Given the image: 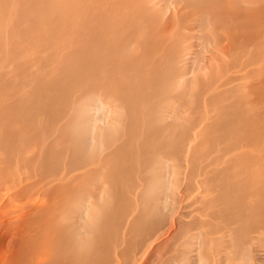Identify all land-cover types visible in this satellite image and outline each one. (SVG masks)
<instances>
[{"label":"bare ground","instance_id":"obj_1","mask_svg":"<svg viewBox=\"0 0 264 264\" xmlns=\"http://www.w3.org/2000/svg\"><path fill=\"white\" fill-rule=\"evenodd\" d=\"M245 1L0 0V193H54L12 264H264V80L183 77L254 57Z\"/></svg>","mask_w":264,"mask_h":264},{"label":"rangeland","instance_id":"obj_2","mask_svg":"<svg viewBox=\"0 0 264 264\" xmlns=\"http://www.w3.org/2000/svg\"><path fill=\"white\" fill-rule=\"evenodd\" d=\"M245 2H243L239 8L243 9L244 8L243 5ZM248 2H250L252 5H254L252 10H254L255 12H259L261 10L262 6L264 7V0H248ZM260 25L263 26V28H261V30H260L259 38L254 40V42H253L254 57L252 59H250V55L244 54L238 59V61L233 62L232 61L233 59H230L231 57L229 56V54L227 52L226 56L218 55V56H215L214 58H212L210 60L207 58L204 59L205 64L203 65V68L198 67L194 70V72H193V70L186 71L185 74L183 75V77H188L189 79H191V81L196 82V83L200 82L199 87H201L204 90L203 96L205 98L211 92L210 89L217 87V86H220V84L223 85V88H225V87L228 88V87H232V86L242 85L244 82L246 83V82L252 81V80H257V79L264 80V22H261ZM215 58L221 59L222 61H226V62L230 61L232 63V65L235 63H236V65H233V66L232 65L231 66L221 65L220 67H218V63H215L216 62ZM209 82H212V83L208 84ZM192 87H197V86L192 85ZM261 91H260V94L259 93L258 94L260 96H264V92H263L264 89H262ZM257 95L255 96L256 99H257ZM261 98H264V97H261ZM259 101L261 103V99ZM2 151H4V150H2ZM2 151L0 150V154H1L0 155V164H1L0 166L4 170L3 166L8 167L7 160L11 161L13 159L6 157L5 153H3ZM14 166H15V164H14ZM31 171L32 170H30L29 172H31ZM180 171L181 172L178 174L179 180H178L176 192L182 196V198H180V206H181V209H180L181 210V216L180 217L182 218L183 221H185V220L190 219L191 216L193 215V213L195 212V210H194L195 206H196L195 197L198 194L199 183L196 182L195 179L192 181H187L185 179L186 173H187V168H185L184 165H183V168H180ZM20 173L18 171L16 174L22 175V173L24 174L25 172L22 171ZM33 173L32 172L29 173L30 175L33 174L32 178L35 177V174H37V173H35V171H33ZM16 174H15V176H18ZM30 175H28V178H29L28 181H31ZM22 176H24V175H22ZM18 177H15V178H17L15 180H18L19 178H21V176L19 178ZM36 178L35 179L33 178V179L36 180ZM22 179H24L23 181H25V182H23V181L22 182L26 183L25 178H22ZM22 179H19V180L21 181ZM19 180L17 182L18 184L16 185V188L18 187V185L21 186ZM185 184H187V188L185 187ZM51 186H49L51 189L48 188V185L44 186V187L41 186V187H43V190L41 189V187H37V186L35 187V190H34L33 189L34 187H33L31 190L33 192V194H31L29 200H28V198L26 200V197H24L25 199L16 198V197L11 195V191H5L4 190L6 193H4V191H3V193H2L3 195L0 193V210H1L0 213L4 214V216L6 215L4 217V219H7L8 217L10 218L13 216V220L16 221V222H14L16 228L19 227V229H17L18 231H15L16 228L13 226L14 225V223H13L12 229L13 228L14 229L12 231L13 232L15 231L16 233H13L12 231H10L9 228H8V230H9L8 231L7 229L3 228V223L1 222V219H0V223H1L0 228L5 229V231H3V229H0V264H12L15 261L16 256L23 253L24 249H26L27 246H29V247L31 246L30 240L31 239L34 240L35 233H36L35 231L37 230V223L35 222L36 228H34V229H33V227H30L28 225H31V226L34 225L35 223L32 224L30 222L34 219L36 221L37 216H39V214H36L37 216L34 214V216H33L32 212L35 213L39 207L42 209L41 205H43L45 202H47V200H49L54 195ZM45 187H47V189ZM1 192H2V190H1ZM30 208H34V209L36 208V210H34V211L31 210L32 211L31 212ZM3 210H5V211H3ZM27 210H29L30 213H25V211H27ZM29 211H27V212H29ZM22 212H24L25 215H21V214H23ZM18 213H19L20 217H22V216L24 217L27 214L32 215V216L27 215V217L30 218V220H29L30 224L27 223V221H28L27 217H24L27 219L20 218V217L15 219V217H17L16 215H18ZM22 219H24V220H22ZM23 223H25L26 226H24ZM32 229L34 230V232ZM29 230H31V231H29ZM27 232H29V233L26 234Z\"/></svg>","mask_w":264,"mask_h":264}]
</instances>
